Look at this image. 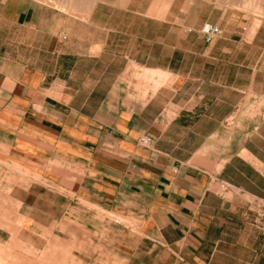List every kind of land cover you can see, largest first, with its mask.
Segmentation results:
<instances>
[{
	"label": "crops",
	"instance_id": "0c3cea01",
	"mask_svg": "<svg viewBox=\"0 0 264 264\" xmlns=\"http://www.w3.org/2000/svg\"><path fill=\"white\" fill-rule=\"evenodd\" d=\"M228 2L0 0V220L62 226L35 264L89 226L90 264H264V17Z\"/></svg>",
	"mask_w": 264,
	"mask_h": 264
},
{
	"label": "rangeland",
	"instance_id": "374dc122",
	"mask_svg": "<svg viewBox=\"0 0 264 264\" xmlns=\"http://www.w3.org/2000/svg\"><path fill=\"white\" fill-rule=\"evenodd\" d=\"M42 3H46L49 5H52L53 7L55 6L56 8L60 10H70V5L73 0H37ZM205 1H213V2H221V0H205ZM228 1H233V3L228 2V5L231 7H234L236 11L238 12H243L246 14H252L254 16H259V17H264V0H252L255 5L254 7H251V4H246V0H228ZM250 1V0H249ZM251 1V2H252ZM259 1V2H258ZM58 3H63L64 7L59 6ZM245 3L248 7H245ZM259 4V5H258ZM243 8H242V6ZM263 6V7H262ZM245 8V9H244ZM248 8V9H246ZM253 8V9H252ZM257 9V11H256ZM255 10V11H254ZM259 11V12H258ZM4 209H8V211H11V206L9 205H2ZM30 207V206H26ZM25 207V208H26ZM33 207V206H32ZM22 208L20 209V212L25 214L28 212V210ZM1 209V208H0ZM41 213L45 212L43 206L39 207ZM22 210V211H21ZM3 213V211H2ZM38 212H35L32 210L31 216L34 217L35 219L32 221L29 220H20V221H1L0 220V229L4 230V233H8L9 235H2L0 236V256L3 257L5 260H0V264H12L14 261V264H35V262L42 261V257L39 256L40 252H42L46 247L47 244L50 240L48 237H44L41 234L45 231V229H49L50 227L55 228L57 230H61V225L60 222H57L58 224L50 226V221L49 220H44V215ZM11 216V213H8ZM7 214H5V217ZM6 220V218H5ZM116 222V221H114ZM12 223V224H11ZM68 226L66 227L68 230L70 229L71 231H74V228L80 229L78 226H76L75 221H68L65 222ZM24 228L28 230L27 234L36 233L35 237H29L28 235L21 234L20 236L17 237L18 232H22L21 229ZM65 228V226H64ZM84 233L77 234L78 236H67V237H60L56 238L58 241L59 239L66 240L68 245L67 249V256L64 254V256L67 257V260L69 262L71 261H79L83 260V264H90V262L93 261V259L96 258L97 253H98V248L93 247L94 243L98 242L99 240L100 243V251L102 248H104L105 243H107L108 239L105 236H97L95 235L96 230L93 231L92 228L89 226L88 229L83 230ZM3 232V231H1ZM59 242L56 243V245L53 247L55 251H52V259H56V262L61 260L60 258V245L58 244ZM64 245L66 244L65 241H63ZM103 250V249H102ZM28 254H31L32 256H36L34 261L31 257H29ZM102 256V253L99 254V257ZM74 264H77V263ZM39 264V263H36Z\"/></svg>",
	"mask_w": 264,
	"mask_h": 264
},
{
	"label": "built area",
	"instance_id": "2783aa9c",
	"mask_svg": "<svg viewBox=\"0 0 264 264\" xmlns=\"http://www.w3.org/2000/svg\"><path fill=\"white\" fill-rule=\"evenodd\" d=\"M198 32L206 44L211 43L221 35V30L209 23L203 24ZM139 143L145 147L150 144L149 140L146 138H140ZM251 224L264 233V201L256 202L254 218L252 219Z\"/></svg>",
	"mask_w": 264,
	"mask_h": 264
},
{
	"label": "bare ground",
	"instance_id": "6f19581e",
	"mask_svg": "<svg viewBox=\"0 0 264 264\" xmlns=\"http://www.w3.org/2000/svg\"><path fill=\"white\" fill-rule=\"evenodd\" d=\"M251 1H252V0H250V1H249V0H246V1H245L247 5L250 4V3H252L251 6L248 5V6H250V8H251V7H254V5H255V4H254L255 2L253 3V1H252V2H251ZM254 1H255V0H254ZM259 1H260V0H259ZM259 1H258V2H259ZM244 4H245V3H243V5H244ZM246 4H245V7H248ZM258 5H259V4H258ZM241 6H242V5H241ZM255 6H257V5H255ZM262 7H263V6H262ZM242 8H243V6H242ZM257 8H259V7L257 6ZM244 9H245V8H244ZM246 9H248V8H246ZM252 9H253V8H252ZM254 11H255V10H254ZM256 11H257V9H256ZM258 12H259V11H258Z\"/></svg>",
	"mask_w": 264,
	"mask_h": 264
}]
</instances>
